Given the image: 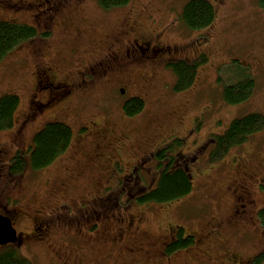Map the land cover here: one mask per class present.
<instances>
[{"label": "rangeland", "instance_id": "1", "mask_svg": "<svg viewBox=\"0 0 264 264\" xmlns=\"http://www.w3.org/2000/svg\"><path fill=\"white\" fill-rule=\"evenodd\" d=\"M56 1L54 15L42 0H0V21L37 27L0 62V97L20 98L13 128L0 132V214L19 237L10 246L31 264H248L264 249V130L216 160L210 138L239 117L264 115V10L256 0H207L215 18L193 31L178 18L190 0H130L109 10L97 0ZM42 22H55L45 39ZM144 40L168 46L153 67L122 63L100 81L86 78L103 55ZM202 55L194 84L176 92L166 64ZM239 66L252 73L254 94L230 105L223 91ZM48 69L70 86L40 91ZM134 97L144 105L131 117L123 106ZM49 122L71 129L67 151L12 176L13 156L24 152L29 163L33 138ZM162 150L187 171L192 191L140 203ZM180 234L195 245L167 255Z\"/></svg>", "mask_w": 264, "mask_h": 264}, {"label": "trees", "instance_id": "2", "mask_svg": "<svg viewBox=\"0 0 264 264\" xmlns=\"http://www.w3.org/2000/svg\"><path fill=\"white\" fill-rule=\"evenodd\" d=\"M97 1L102 9L109 10L124 7L130 0ZM256 4L264 10V0H256ZM178 18L190 30H202L212 24L215 18V10L207 0H190L184 5ZM36 36V28L30 25L0 21V62L21 43L32 40ZM205 58L206 56L202 55L192 62L173 60L167 63L175 75L174 90L176 92L185 91L194 84L197 77L198 62H204ZM235 71L236 78L233 83L225 86L223 91V99L230 105L248 102L252 98L255 89L254 78L249 70L239 66ZM19 104L20 98L15 94H6L0 97V132L13 128ZM143 105L141 98H133L125 105L124 109L126 114L132 117L141 112ZM263 130L264 115L261 113H252L233 120L224 134L211 136L210 143H214L211 159L216 160L225 156L232 148L243 145ZM71 140L72 131L67 125L60 122L47 123L33 138L29 163H27L24 152L16 153L11 159L10 174L18 176L28 165L33 170H40L49 166L67 151ZM166 159H170V162L164 165L163 161ZM173 159V156L169 157L163 150L158 153L159 165L155 184L147 188L146 193L144 192L137 198L140 203H168L190 195L193 186L192 180L187 171L173 165ZM260 213L262 216L264 209ZM180 237L181 234L175 241L167 244V255L196 243L194 242V236H189L187 239ZM2 248L0 251V264H31L30 259L21 255L18 250L10 245ZM263 263L264 249L248 264Z\"/></svg>", "mask_w": 264, "mask_h": 264}, {"label": "flooded vegetation", "instance_id": "3", "mask_svg": "<svg viewBox=\"0 0 264 264\" xmlns=\"http://www.w3.org/2000/svg\"><path fill=\"white\" fill-rule=\"evenodd\" d=\"M22 1V0H21ZM49 5L47 10H50L54 15L57 14L59 10V4L56 0H42L40 5ZM28 5H30L28 3ZM55 22H42V29L40 35L43 39L50 37L53 34L52 29H49V26L53 28ZM54 29V28H53ZM37 30V27H36ZM58 34V32H56ZM168 46L159 47L155 42L151 40L142 41V45L139 43L133 42L123 45L116 48L103 55V57L92 67L91 72L86 75L91 81H100L112 70L118 69L121 67L122 63L127 64L128 66H140L143 68H148L149 66H154L159 60L162 59V53L166 52ZM167 65V64H166ZM41 82L43 86L40 91H62L67 89L70 85L58 79V77L50 70H45L41 73ZM105 82H110L112 84H118L115 78H107ZM82 84L79 83V87ZM123 87H119L121 90ZM124 90V89H122ZM125 92V90H124ZM127 99L126 101H128ZM196 237H194L195 239ZM196 242V239H195Z\"/></svg>", "mask_w": 264, "mask_h": 264}, {"label": "water", "instance_id": "4", "mask_svg": "<svg viewBox=\"0 0 264 264\" xmlns=\"http://www.w3.org/2000/svg\"><path fill=\"white\" fill-rule=\"evenodd\" d=\"M18 242V233L8 216L0 215V246Z\"/></svg>", "mask_w": 264, "mask_h": 264}]
</instances>
